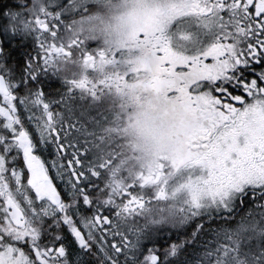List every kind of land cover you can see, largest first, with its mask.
<instances>
[{
    "label": "snow or ice",
    "instance_id": "snow-or-ice-1",
    "mask_svg": "<svg viewBox=\"0 0 264 264\" xmlns=\"http://www.w3.org/2000/svg\"><path fill=\"white\" fill-rule=\"evenodd\" d=\"M148 7L0 0V264H264V0Z\"/></svg>",
    "mask_w": 264,
    "mask_h": 264
},
{
    "label": "flooded vegetation",
    "instance_id": "flooded-vegetation-1",
    "mask_svg": "<svg viewBox=\"0 0 264 264\" xmlns=\"http://www.w3.org/2000/svg\"><path fill=\"white\" fill-rule=\"evenodd\" d=\"M151 0H85L86 13H81L73 17L74 20H87L88 16L103 15L106 22L114 30L123 27L122 21H144L150 20L154 10L148 5ZM144 5L145 7H140ZM88 27L87 24L84 25ZM103 36H98L97 44L103 46ZM117 107L124 104L122 115L118 125L117 139L125 147L135 148L141 142L143 135H146L151 126L149 104L147 99H137L131 101L117 100ZM129 155V154H128ZM130 156V155H129Z\"/></svg>",
    "mask_w": 264,
    "mask_h": 264
},
{
    "label": "rangeland",
    "instance_id": "rangeland-1",
    "mask_svg": "<svg viewBox=\"0 0 264 264\" xmlns=\"http://www.w3.org/2000/svg\"><path fill=\"white\" fill-rule=\"evenodd\" d=\"M134 148L125 147L124 150L131 156Z\"/></svg>",
    "mask_w": 264,
    "mask_h": 264
}]
</instances>
